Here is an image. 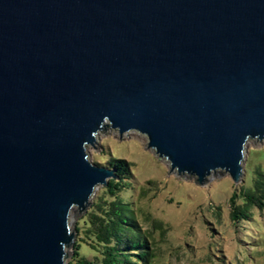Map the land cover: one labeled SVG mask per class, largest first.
Wrapping results in <instances>:
<instances>
[{"label":"water","instance_id":"obj_1","mask_svg":"<svg viewBox=\"0 0 264 264\" xmlns=\"http://www.w3.org/2000/svg\"><path fill=\"white\" fill-rule=\"evenodd\" d=\"M145 136L170 173L235 185L264 141V0H0V264H67L88 149Z\"/></svg>","mask_w":264,"mask_h":264},{"label":"rangeland","instance_id":"obj_2","mask_svg":"<svg viewBox=\"0 0 264 264\" xmlns=\"http://www.w3.org/2000/svg\"><path fill=\"white\" fill-rule=\"evenodd\" d=\"M147 144L139 133L120 136L109 129L88 149L95 164L110 168L111 161L122 160L132 169L134 194L123 196L133 203L151 242L146 250L150 256L140 264H264V211L254 210L248 222L237 226L229 217L233 192L250 179L252 169L264 168V141L247 146L242 183L235 185L228 175L217 173L202 187L194 178L171 174ZM83 216L72 217V229ZM81 254L89 259L96 255L85 244Z\"/></svg>","mask_w":264,"mask_h":264},{"label":"trees","instance_id":"obj_3","mask_svg":"<svg viewBox=\"0 0 264 264\" xmlns=\"http://www.w3.org/2000/svg\"><path fill=\"white\" fill-rule=\"evenodd\" d=\"M109 167L116 170L118 179L110 180L94 197L77 223L78 242L70 264H140L150 256L146 250L150 251L151 242L140 228L133 203L123 196V192L134 194L132 169L122 160L111 161ZM229 204L234 226L248 222L254 210L264 211V168L251 170L250 179L233 192ZM83 244L95 251L92 259L82 256Z\"/></svg>","mask_w":264,"mask_h":264}]
</instances>
